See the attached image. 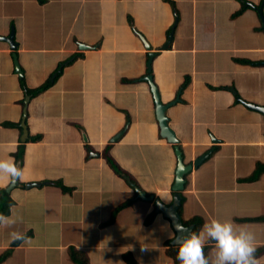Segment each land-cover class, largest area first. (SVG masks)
<instances>
[{"label": "crops", "instance_id": "crops-1", "mask_svg": "<svg viewBox=\"0 0 264 264\" xmlns=\"http://www.w3.org/2000/svg\"><path fill=\"white\" fill-rule=\"evenodd\" d=\"M260 5L264 16V0H0V37L12 28L16 44L12 52L0 41V159L24 172L8 193L16 223L0 226V255L9 251L0 264H74L70 246L87 264H124V253L136 264H171L169 223L154 213L144 225L153 203L136 199L128 184L168 204L176 164L173 146L158 136L143 81L148 52L133 29L156 52L150 75L161 103L178 98L165 115L183 163L210 151L185 176L181 222L199 218L197 233L213 219L254 232L264 264V222H243L264 216V172L245 181L264 163V116L237 101L264 107ZM21 79L27 89L52 83L29 96L24 142ZM107 157L127 177L115 175ZM8 183L0 179V190ZM13 232L26 239L13 245Z\"/></svg>", "mask_w": 264, "mask_h": 264}, {"label": "water", "instance_id": "water-1", "mask_svg": "<svg viewBox=\"0 0 264 264\" xmlns=\"http://www.w3.org/2000/svg\"><path fill=\"white\" fill-rule=\"evenodd\" d=\"M253 7V6H252ZM257 12L259 14V17L262 22V27L264 28V16L262 13V5H260L257 8ZM176 24V20H174L172 26L170 27L168 36L166 41L162 44L160 50H165L168 48L169 43L172 40V33L174 30ZM134 34L141 40L144 48L148 52V61L145 66L146 68V75L143 77V81H145L148 85L149 88V93L152 98V103H153V108H154V118L157 124L158 128V136L165 140V142L169 145L173 146V153H174V158H175V169H174V175H173V182L170 186V192H171V200L170 203L164 204L162 203L159 199L153 198L152 195H146L144 192H142L137 186H135L132 182H128L129 186L132 188V191L135 195L136 199H139L141 201L145 202H152L153 207H154V212L160 214L163 218L166 219V221L169 223L171 230L173 232V238L170 240L169 245L174 246V247H179L178 244H174L173 240L176 238L177 235H186V233H177L175 225L176 223H181L180 216L178 215V207L180 205V197H181V192L184 189V184H185V176L190 172L192 168H196L207 156L209 155L210 151L202 154V156L198 157L195 159L191 164H184L182 161V155L177 147V139L175 137V134L173 130L168 126V118L165 115V111L168 107L172 106L174 103L178 101V98H174V100L168 102V103H161L158 95V91L156 86L154 85L152 81V77L150 75V63L152 58L155 56L156 52H152L151 46L147 42V40L144 38L143 35H141L139 32H137L135 29H133ZM0 41L6 43L10 50L13 52L16 48V44L13 41V30L10 28V32L8 36L6 37H0ZM77 47L79 50H89L90 47L83 45L81 43L77 44ZM13 58V64H14V72L19 76V78L23 77V73L21 71V68L19 67L18 63H16L14 55H12ZM61 67L57 70L56 73L52 75V78H55L57 74L61 71ZM29 101V96L26 95L25 100H24V109H23V116H22V121H21V128H22V142H24L27 138V127L25 123L26 119V114H27V103ZM237 101L240 102L246 109L251 110L253 112H257L259 114H262L264 116V107L262 106H257L251 103H248L246 101H243L240 98H237ZM122 132L118 133L112 140L111 142H114L121 134ZM83 139L85 140V136H83ZM214 138H211V142H214ZM19 186V183L17 182L14 186H7L5 188V192L9 193L13 188H16ZM32 186H38L37 184H27L26 188L32 187ZM184 228L188 229L192 233V226H183ZM20 240H15L13 245L18 243Z\"/></svg>", "mask_w": 264, "mask_h": 264}, {"label": "clouds", "instance_id": "clouds-1", "mask_svg": "<svg viewBox=\"0 0 264 264\" xmlns=\"http://www.w3.org/2000/svg\"><path fill=\"white\" fill-rule=\"evenodd\" d=\"M249 6H253L251 3ZM24 176L23 170L12 158L0 159V179H7L8 186H14ZM16 223L12 216L0 213V226L10 227ZM177 235L173 240L178 244L177 259L180 264H260L256 256L257 240L254 232L243 227L237 228L231 221L211 220L206 222L199 233H191L176 223ZM13 240H25L21 233H11ZM215 243V255L211 261L205 256L206 241ZM144 250V249H142Z\"/></svg>", "mask_w": 264, "mask_h": 264}, {"label": "trees", "instance_id": "trees-1", "mask_svg": "<svg viewBox=\"0 0 264 264\" xmlns=\"http://www.w3.org/2000/svg\"><path fill=\"white\" fill-rule=\"evenodd\" d=\"M39 2H42V0H38ZM239 13V12H238ZM187 78H184V81L182 83V87H184L187 83ZM52 85V83H45L42 86H39L38 88L35 89H27L24 85V81L21 79V87L24 90V92L31 97H35L36 95H39L41 93H43L44 91H46L50 86ZM40 136H34V137H29V141L32 142H36L40 140ZM22 154H19L17 156L18 158H21ZM105 161L107 163V165L110 167V169L113 170V172L115 173V175H118L119 177H124L127 175L121 171L108 157L105 158ZM264 172V163H257L256 168L253 172V174L246 179V182H255L258 180V178L262 175V173ZM130 180V179H129ZM53 185H56L57 187L61 188L62 191L67 192L68 189L64 186H62L60 183H55ZM182 196L180 197V205L178 207V215L180 216V212H181V205H182ZM130 199L127 200L126 202L122 203L121 205H119L116 209L113 210L112 212V216L117 212V210H119L120 208H123L127 205H129ZM13 202L9 197V194L6 193L4 190H0V213H3L4 215L8 216L9 214V210L10 207L12 206ZM154 207L153 209L148 213V215L146 216L143 224L147 225L150 223V221L152 220L153 216H154ZM243 222H253V223H257V222H264V216L261 218H256V219H250V220H243ZM183 226H188L191 225L192 226V233H197L199 227L201 226V220L199 218H193L190 221L187 222H181ZM213 241H210L209 243L205 244L204 247V253L205 256L207 257L208 250L211 247V243ZM165 246L167 247L166 250L164 251L165 256L170 259L171 264H180V261L177 259V252H178V247H174V246H170L169 242L165 243ZM9 251H5L0 255V262L3 261L6 256L8 255ZM67 253L68 256L70 258V260L74 263V264H87V261L85 259V257L82 255L81 252H78L76 249H74L73 247H68L67 248ZM122 261L124 262V264H136L135 260L133 259V257L129 254V253H124L122 254Z\"/></svg>", "mask_w": 264, "mask_h": 264}, {"label": "rangeland", "instance_id": "rangeland-1", "mask_svg": "<svg viewBox=\"0 0 264 264\" xmlns=\"http://www.w3.org/2000/svg\"><path fill=\"white\" fill-rule=\"evenodd\" d=\"M1 189H3V188H1ZM4 191H5V188H4ZM48 227H49V228H52L53 226L50 225V226H48ZM38 236H39V238L42 239L41 241H45V240H46V239L43 240V238H44L43 234H39ZM41 241H39V242H41ZM47 242H48V243H51L52 241H51V239H48Z\"/></svg>", "mask_w": 264, "mask_h": 264}]
</instances>
